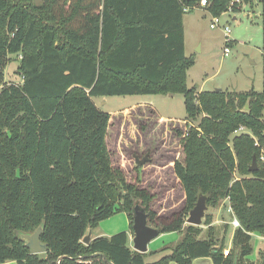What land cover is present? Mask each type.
<instances>
[{
  "label": "trees",
  "instance_id": "obj_1",
  "mask_svg": "<svg viewBox=\"0 0 264 264\" xmlns=\"http://www.w3.org/2000/svg\"><path fill=\"white\" fill-rule=\"evenodd\" d=\"M255 1L0 0V264H264V248L257 262L249 258L253 236L264 237V0L260 92L188 87L195 57L185 52L183 20ZM17 55L22 80L9 84L4 71ZM170 94L184 96L186 120L151 107L138 148L114 153L112 115L93 99ZM243 127L251 134L236 133ZM145 153L150 161L138 165L134 155ZM200 193L210 209L229 200L242 225L227 257L228 225L219 232L207 214L202 238L204 227L186 224ZM136 207L161 234H183L169 254L146 262L127 231L83 243L117 213L134 233ZM41 225L48 249L32 254L20 236Z\"/></svg>",
  "mask_w": 264,
  "mask_h": 264
},
{
  "label": "rangeland",
  "instance_id": "obj_2",
  "mask_svg": "<svg viewBox=\"0 0 264 264\" xmlns=\"http://www.w3.org/2000/svg\"><path fill=\"white\" fill-rule=\"evenodd\" d=\"M232 5L219 17L221 19V28L217 29L210 27L212 16L207 14V12L205 13L204 10L195 9L188 12L189 17L194 16V19H196L192 23L190 21L187 22L186 53L195 57V64L188 72V87L194 86L198 82L201 83L203 80L207 89L221 87L225 90L237 92L248 91L252 88L258 92L263 90V18L261 17V2L256 0L253 6L244 4L242 10L238 13L233 12ZM224 25L229 26L231 29L232 43L229 46L230 54L228 56L223 53L225 47ZM20 58L21 56L18 55L11 56V60L4 71L5 81L9 84L21 83L22 78L18 74ZM93 101L98 108L112 115L108 142L114 153H117V151L122 153L132 152L135 147L138 148L139 143H141L138 136L140 125L142 122L148 119L151 121L152 119L150 105L156 108L158 115L164 120H176L183 123L187 118L184 96L182 94H175L173 97H170V95L105 96L94 98ZM190 124L191 126L198 125L197 122H190ZM244 132L249 131L245 128ZM169 134L171 135V133ZM256 142L258 143L257 146L263 149V145L260 144L258 139ZM177 146L179 145L175 143L174 149ZM114 159L116 163L119 162L117 155ZM212 212L214 213L215 209L211 208L208 212V214H212L213 222L217 219L220 220V218L229 222L234 218L233 212L229 211L227 205H224L222 214L217 212L213 214ZM119 215L120 213H117L108 219L118 218ZM108 219L105 221H108ZM127 225L129 226V222H127ZM214 226L218 228L219 232L225 227L223 224ZM202 227H204L202 238H205L208 227ZM166 234H161L160 237L149 244L153 251H160L161 248L167 246L166 244L170 241L167 238H163V235ZM220 237H222V234ZM226 242L225 250H230L233 246L230 234L226 236ZM252 242H254V248L249 258L253 262H257L262 242L259 241L257 235L253 236ZM176 244L173 243V246Z\"/></svg>",
  "mask_w": 264,
  "mask_h": 264
},
{
  "label": "water",
  "instance_id": "obj_3",
  "mask_svg": "<svg viewBox=\"0 0 264 264\" xmlns=\"http://www.w3.org/2000/svg\"><path fill=\"white\" fill-rule=\"evenodd\" d=\"M218 91H221V89H217ZM170 97H173V94H170ZM137 164H146L149 162L150 158L148 155H145L141 160L134 156ZM258 169V163H257V157L254 156L253 163L249 170L251 172L256 171ZM208 197L205 196L203 193L199 194L198 201L196 202L193 210L190 212L188 219L186 220V224L191 226H202L203 221L208 214L210 208L207 205ZM136 214L134 217V238H133V245L134 249L138 251L139 253H147L149 250V244L157 239L161 232L154 228L149 226L148 224V215L147 213L142 210L139 207H136L135 209ZM92 231L93 229H90L85 238L83 239V243L88 245L92 241ZM44 232L43 225H41L36 232L31 234H25L20 236L21 240L25 241L26 246L30 249L32 254H40V253H46L47 247L44 243L41 241V235ZM106 260V258H105ZM107 261V260H106Z\"/></svg>",
  "mask_w": 264,
  "mask_h": 264
},
{
  "label": "crops",
  "instance_id": "obj_4",
  "mask_svg": "<svg viewBox=\"0 0 264 264\" xmlns=\"http://www.w3.org/2000/svg\"><path fill=\"white\" fill-rule=\"evenodd\" d=\"M199 10H204V9H199ZM204 12L206 13L207 11L204 10ZM207 14H208V12H207ZM188 17H189V13H188V15L186 14L184 16V19H183L184 20L185 52L187 50L186 49L187 48V37H186L187 36V33H186L187 32V22L190 21L192 23V22H194L196 20V19H194L195 18L194 16H190L189 18ZM186 18H188V20H186ZM262 54H263V52H262ZM188 56H190V55H188ZM262 65H263V55H262ZM194 86L199 88L200 92L215 91V90L221 88V87H213V89H211V88L207 89L205 87L206 86L205 85V81L203 82V80L201 81V83L200 82L195 83ZM221 90H225V89L221 88ZM150 106L153 107L152 105H150ZM154 109L156 110V108H154ZM224 205H227L229 207V201L222 202L220 204V206L217 209H215V212L214 213L212 212V213L216 214V212H217V213L222 214ZM127 222H129V218H128V215L126 213H120L118 218H114V219L111 218V219H108V221H102L99 224V226L96 227L92 231V239L99 238V237H107V238H109V237H111V236H113L115 234L127 231L129 233V236H130V245H131L132 249H134V245H133L134 233L131 231V228H129V226L127 225ZM212 224L213 225L223 224L225 226L228 225L229 226L228 234H230V238L233 237L234 231L236 230V228H234L233 225H231V221L227 222L223 218H220V220L219 219L214 220V222ZM129 225H130V222H129ZM223 230H224V228H223ZM160 236H161V234H160ZM182 236H183V234L181 232L170 233V234L163 235V238H167L168 241H170V242L166 244L167 246H164L163 248H161L160 251H153L152 248H150V245H149V250L147 252L146 259H145L146 262L155 263L158 260H160L162 256H165V255L169 254L171 252V249H173L175 246L178 245V242L182 239ZM257 237L259 238V241L262 242L261 249L264 248V237H260V236H257ZM177 239H178V241H176ZM173 243H175V244L177 243V244L175 246H173ZM165 248H167L168 250L165 251V252H162V250L165 249ZM151 252L152 253L156 252V253L155 254H151ZM7 263H12V262H6V264ZM171 264H176V263H171ZM193 264H213V261L211 259H209V258H199V259H196V261Z\"/></svg>",
  "mask_w": 264,
  "mask_h": 264
},
{
  "label": "built area",
  "instance_id": "obj_5",
  "mask_svg": "<svg viewBox=\"0 0 264 264\" xmlns=\"http://www.w3.org/2000/svg\"><path fill=\"white\" fill-rule=\"evenodd\" d=\"M202 3H201V7H203V8H205V6H207V2L206 1H201ZM238 3L240 2V1H237ZM230 11H231V9H230ZM212 20H211V24H210V27L212 28V29H217V28H221V19H219V17H212L211 18ZM223 32H224V36H225V47H224V51H223V53L226 55V56H228L229 54H230V49H229V46H230V44L232 43V39H231V29H230V27L229 26H226V25H224L223 26ZM244 127L243 128H241L239 131H237L236 133H242V132H244ZM258 145V144H257ZM261 160H264V155H263V153H262V158H261ZM227 201H229V200H227ZM229 211L230 212H233V209L230 207V205H229ZM231 225H233V227L234 228H240L242 225L240 224V222H239V220L236 218V217H234L233 218V220L231 221ZM229 252H230V250H225L224 251V256L225 257H227L228 255H229Z\"/></svg>",
  "mask_w": 264,
  "mask_h": 264
},
{
  "label": "flooded vegetation",
  "instance_id": "obj_6",
  "mask_svg": "<svg viewBox=\"0 0 264 264\" xmlns=\"http://www.w3.org/2000/svg\"><path fill=\"white\" fill-rule=\"evenodd\" d=\"M145 155H148V157H149V154L148 153H145L143 156H141V158H143ZM134 156H137L140 160H141V158H140V156H138V155H134ZM135 158V157H134ZM150 161V160H149Z\"/></svg>",
  "mask_w": 264,
  "mask_h": 264
}]
</instances>
